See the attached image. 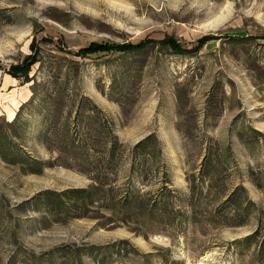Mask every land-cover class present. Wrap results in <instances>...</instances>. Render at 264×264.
<instances>
[{"label":"rangeland","instance_id":"1","mask_svg":"<svg viewBox=\"0 0 264 264\" xmlns=\"http://www.w3.org/2000/svg\"><path fill=\"white\" fill-rule=\"evenodd\" d=\"M33 38L41 60L28 74L37 85L0 69V125L34 89L37 98L80 93L123 146L153 132L165 175L141 188L152 210L122 222L115 198L126 165L110 175L112 195L81 217L70 203L48 213L30 198L90 186L85 175L61 166L28 173L0 158V264H264V0H0L2 68L29 53ZM100 41L144 46L85 50ZM37 126L29 118L16 138L48 160L56 152L37 142ZM236 185L244 191L221 203ZM253 231L254 241H241Z\"/></svg>","mask_w":264,"mask_h":264},{"label":"trees","instance_id":"2","mask_svg":"<svg viewBox=\"0 0 264 264\" xmlns=\"http://www.w3.org/2000/svg\"><path fill=\"white\" fill-rule=\"evenodd\" d=\"M208 38L214 37H204L196 41L194 46L200 47L204 39ZM160 42L168 44L173 51L182 52L181 45L169 37L162 38ZM143 46L142 41L126 43L100 41L93 43L90 46L92 48H85V50L129 52L139 50ZM39 55L37 42L33 38L29 43V53L24 54L20 60L9 64L6 68H2L0 63V69L18 80L20 84L31 81L36 87L35 78L28 73L31 65L41 60ZM34 91L30 101L21 103L13 118L0 125V158L8 164H17L23 172L28 173H38L45 167L61 166L85 175L92 184L87 187L65 188L61 191H40L33 195L30 201H39L41 207L48 213L58 212L61 207L69 206L68 203H70V209L80 213L82 217L84 214H81V211L98 203L97 207H101L100 203L107 199V195H112L113 180L110 175H116L117 171L126 165L124 175L126 183L116 186L119 193L115 198L123 211L122 222L128 221L132 216H146L144 211H151L155 203L146 198V192H143L141 188L156 174H159L158 177L161 178L163 174L165 175L161 145L155 134L149 132L130 147H125L114 135L106 115L87 96L62 90L60 96L54 97L53 93L49 92L37 98V92ZM29 104L25 112L27 116H23L22 110ZM31 117H35L38 124L35 133L37 142L46 150L56 152V155L48 160L30 156L22 149L21 142L16 138L20 133L26 132L28 119ZM207 160L208 155L204 154L202 160L203 163L206 162L204 176L210 174L209 160ZM161 178L160 181H163L164 178ZM163 184L165 183H162L161 187L169 191ZM237 191H244V189L241 185H236L221 203H233L230 200ZM109 198L112 200L113 196ZM144 199L145 204L141 205ZM159 203L163 206L167 204V202L162 204L160 201ZM137 204L140 205L138 208L140 212L137 211ZM235 205L246 207V205H252V202L246 200L243 204L236 202ZM103 207H106L105 210L113 211L114 203L108 206L104 203ZM258 222L261 223L260 218ZM243 223L237 222L231 225L239 226ZM253 232L243 236L241 241L246 243L254 241L258 231ZM263 245L264 233L259 242V246Z\"/></svg>","mask_w":264,"mask_h":264}]
</instances>
